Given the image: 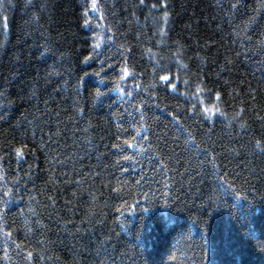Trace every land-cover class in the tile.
Here are the masks:
<instances>
[{
    "label": "trees",
    "instance_id": "obj_1",
    "mask_svg": "<svg viewBox=\"0 0 264 264\" xmlns=\"http://www.w3.org/2000/svg\"><path fill=\"white\" fill-rule=\"evenodd\" d=\"M0 264H264V0H0Z\"/></svg>",
    "mask_w": 264,
    "mask_h": 264
},
{
    "label": "snow or ice",
    "instance_id": "obj_2",
    "mask_svg": "<svg viewBox=\"0 0 264 264\" xmlns=\"http://www.w3.org/2000/svg\"><path fill=\"white\" fill-rule=\"evenodd\" d=\"M92 7H95V4H93ZM164 79H167V77H164ZM197 91H199V88H197ZM217 95H219V94H217ZM258 143H259V142H258ZM17 151H18V152H21V154H22V150H21V149H17Z\"/></svg>",
    "mask_w": 264,
    "mask_h": 264
}]
</instances>
